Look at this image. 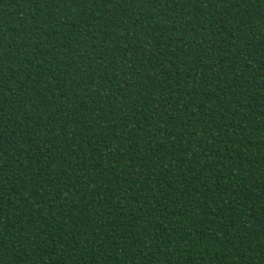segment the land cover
<instances>
[{
	"label": "trees",
	"instance_id": "obj_1",
	"mask_svg": "<svg viewBox=\"0 0 264 264\" xmlns=\"http://www.w3.org/2000/svg\"><path fill=\"white\" fill-rule=\"evenodd\" d=\"M0 264H264V0H0Z\"/></svg>",
	"mask_w": 264,
	"mask_h": 264
}]
</instances>
